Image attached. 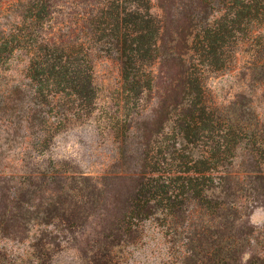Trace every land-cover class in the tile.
Listing matches in <instances>:
<instances>
[{
  "label": "rangeland",
  "instance_id": "obj_1",
  "mask_svg": "<svg viewBox=\"0 0 264 264\" xmlns=\"http://www.w3.org/2000/svg\"><path fill=\"white\" fill-rule=\"evenodd\" d=\"M33 1L2 0L0 37L21 4ZM117 2L144 16L128 22L127 48L124 24L113 18ZM39 9L48 36L86 43L94 82L87 95L56 93L46 108L54 131L46 147L38 141L43 115L31 120L34 110H27L42 106L25 98L0 109V264H190L187 221L174 236L160 212L133 218V236L107 252L103 232L112 221L101 202L89 213L72 199L69 227L47 215L46 192L21 199L9 189L17 180L7 179L59 167L93 178L72 186L101 180L104 198L123 199L141 180L158 177L178 191L200 159L218 170L241 169L259 146L252 144L254 124L264 125V0H43ZM73 55L85 64L81 52ZM187 69L199 87L184 79ZM29 82L25 52L0 50V93L20 85L31 94L37 87ZM249 220L263 227L264 205ZM41 231L48 235L37 259L32 244Z\"/></svg>",
  "mask_w": 264,
  "mask_h": 264
},
{
  "label": "trees",
  "instance_id": "obj_2",
  "mask_svg": "<svg viewBox=\"0 0 264 264\" xmlns=\"http://www.w3.org/2000/svg\"><path fill=\"white\" fill-rule=\"evenodd\" d=\"M41 2L43 0H34L32 5L22 3L21 10L17 14L18 20L14 19L8 28H3L1 33L4 36L0 37V50H7L10 57L15 51L25 52L26 76L30 81L27 85L31 87L35 84L37 89L30 94L29 90L26 91L20 85L12 86L0 93V104H2L0 109L13 108L16 106L15 101H22L25 98L42 106L41 109H37L38 111L27 110L29 112L34 110L32 116L30 115L31 120L38 119L40 115L38 112L43 115L41 120L44 121L46 129L38 141L40 145L46 147L54 133L51 130L53 126L47 124L51 110L46 108L50 109L56 93L59 90H71L74 94H90L94 80L90 59L84 50L86 43L83 40H62L48 36L39 18ZM115 8L117 12L113 18L118 24H124L125 33L122 41L127 48L129 41L127 33L130 31L128 22L137 24L144 16L140 15L138 8L130 4L121 5L117 2ZM5 10L0 0V16ZM76 51L82 53L85 64L74 63L73 54ZM171 54L178 57L174 51ZM139 60L142 62L144 58L140 57ZM188 71L187 69L183 78L188 84H197L199 87L198 85L202 83L200 79L192 78L193 74ZM251 138L252 144L259 146L249 154L248 163L241 169L218 170L210 166L207 158L200 159L198 162L202 166L192 170L195 174L184 178L186 181H182L178 191L171 189L167 180L158 177L152 180L154 182L141 180L134 192L123 199H118L115 194L109 193L105 200L101 191L104 185L101 180L91 185L72 186V182L79 178L85 180L93 178L81 177L82 175L75 174L74 170L59 167H45L35 174L29 172L28 175H20L19 178L18 175L13 174L7 180H17L9 189L14 195L19 194L18 197L21 199L26 197V194L31 196L38 192V188L41 189L39 191L46 192L47 215L54 213L55 217L66 219L69 227L72 226V210H74L72 199L82 203L84 211L87 210L89 213L97 208L98 202H101L112 221L111 227L103 232V242L106 244L104 249L107 252H110L114 245L133 236L129 228L131 219L147 218L160 212L174 236L182 235V231L178 228L187 221L189 235L185 237L188 239L190 252L184 258L188 263L264 264V226L259 228L249 220L252 209L264 205V168L261 161V157L264 156V125L259 126L257 121L252 129ZM222 154H225V151L218 149V158H224ZM138 174L142 175L143 172ZM216 179L217 182H214ZM23 183L27 184L24 188H22ZM106 202H109V205ZM167 233L163 231L162 236L165 237ZM44 235L48 233L41 231L40 235L35 236V242L32 244L35 249L33 255L37 259L40 258V248L46 245ZM256 247L261 250H256ZM247 251L250 252V256L244 258Z\"/></svg>",
  "mask_w": 264,
  "mask_h": 264
}]
</instances>
